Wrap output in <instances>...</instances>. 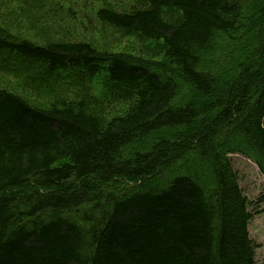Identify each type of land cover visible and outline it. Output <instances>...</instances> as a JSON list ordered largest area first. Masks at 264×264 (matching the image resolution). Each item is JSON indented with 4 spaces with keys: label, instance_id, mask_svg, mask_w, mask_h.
I'll list each match as a JSON object with an SVG mask.
<instances>
[{
    "label": "trees",
    "instance_id": "1",
    "mask_svg": "<svg viewBox=\"0 0 264 264\" xmlns=\"http://www.w3.org/2000/svg\"><path fill=\"white\" fill-rule=\"evenodd\" d=\"M133 1L95 16L145 56L0 26V73L39 65L22 90L99 89L39 107L0 88V264H264L227 155L264 175V0ZM112 102L126 111L105 117ZM118 178L134 185L100 188Z\"/></svg>",
    "mask_w": 264,
    "mask_h": 264
},
{
    "label": "rangeland",
    "instance_id": "2",
    "mask_svg": "<svg viewBox=\"0 0 264 264\" xmlns=\"http://www.w3.org/2000/svg\"><path fill=\"white\" fill-rule=\"evenodd\" d=\"M263 0L258 1V6ZM134 5L133 0H0V26L6 33L21 39H33L35 41L63 38L67 40L89 41L101 49L111 52L131 53L136 56H145L143 50L144 41L130 35L122 34L109 26L102 24L95 16V11L100 7H110L116 10L129 9ZM11 24L14 28H10ZM15 72V71H14ZM23 80L24 75L31 73L39 76L41 74L39 65L31 62V67L23 71L15 72ZM11 73L4 75L0 73V88L13 90L26 97L34 105L43 107L50 101L66 96L72 99L89 97L93 93L91 83H86L82 78L71 76L66 85L55 84L53 92L43 91L40 93H28L22 90V80H17ZM226 90L225 85L216 86L217 95ZM210 95L203 97L198 95L196 106L206 99H213ZM126 111V103L112 102L101 108L105 117L114 114H122ZM192 124L189 129L197 128ZM230 162L239 177V184L248 198V210L252 212L248 225L249 236L255 245V257L258 262H264V176L261 174L256 163L250 158L239 154L230 153ZM204 165L207 162H203ZM167 177H158L156 183L162 186ZM203 180H205L203 178ZM98 183L97 179H90ZM71 183H76L71 179ZM102 185V184H101ZM134 185L123 178H118L109 184L102 185L106 193H120L126 188ZM29 190L31 188H28Z\"/></svg>",
    "mask_w": 264,
    "mask_h": 264
}]
</instances>
